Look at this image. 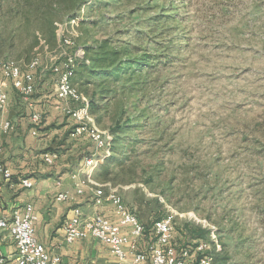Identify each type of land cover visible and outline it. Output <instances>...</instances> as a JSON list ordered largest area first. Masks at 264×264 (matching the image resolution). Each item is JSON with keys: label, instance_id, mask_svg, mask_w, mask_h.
I'll return each mask as SVG.
<instances>
[{"label": "rangeland", "instance_id": "374dc122", "mask_svg": "<svg viewBox=\"0 0 264 264\" xmlns=\"http://www.w3.org/2000/svg\"><path fill=\"white\" fill-rule=\"evenodd\" d=\"M78 3L0 0V61L40 59L35 97L73 58L83 121L105 136L101 148L80 138L79 180L122 195L148 230L171 214L178 249L205 243L212 264H264V0ZM103 44L146 61L100 87L80 62Z\"/></svg>", "mask_w": 264, "mask_h": 264}, {"label": "crops", "instance_id": "0c3cea01", "mask_svg": "<svg viewBox=\"0 0 264 264\" xmlns=\"http://www.w3.org/2000/svg\"><path fill=\"white\" fill-rule=\"evenodd\" d=\"M47 85L46 82L42 83L39 93L35 97H29L27 102L17 95L7 80L0 77V87L9 96L7 108L0 113V161L12 171L11 178H5L0 173V218L9 216L14 208L22 209L26 203H31L37 214L34 222L35 236L50 254L61 255V264H123L107 244L92 236L78 238L73 242L65 240L62 221L73 214L76 206L86 214L101 211L113 221H117V218L111 203L107 202L102 207L94 205L93 194L98 187L94 179L93 183L85 185L84 193L75 194L73 200L55 199L60 191H75L76 181L71 173L78 167L79 160L74 158V153L80 149L82 142L80 138L67 142L66 150L53 165L43 161V152L56 150L60 146L57 143L63 139L70 125L62 103L56 97L55 83L52 90ZM35 110L43 114L41 122L36 126L30 118ZM6 120L11 123L8 130L3 127ZM34 128L37 129L35 134L32 133ZM25 177L34 181L32 187L21 184V178ZM140 219L142 221V216ZM147 233L149 234L146 226V235ZM145 239L143 237L139 241L141 248L154 240L144 241ZM16 249L9 230L0 227V257L4 258L3 261L0 260V264H17L14 259Z\"/></svg>", "mask_w": 264, "mask_h": 264}, {"label": "built area", "instance_id": "2783aa9c", "mask_svg": "<svg viewBox=\"0 0 264 264\" xmlns=\"http://www.w3.org/2000/svg\"><path fill=\"white\" fill-rule=\"evenodd\" d=\"M64 41L69 44L66 39ZM40 64V59H38V65L32 70H24L19 67V64L14 65V68H5V65L0 66V77L5 81L7 80L22 99L28 101L30 95L36 90V70ZM69 67H73V59H70V54L51 66V71L56 80V97L61 101L64 113L72 120L69 136L78 139L85 135L93 142L95 148H99L101 141L105 140V136H95L88 131L86 124L82 123L81 115H75V108L82 105V102H76V94L69 93L66 87L61 86L63 70H69ZM8 104V92L0 87V113L7 108ZM41 120L42 114L39 111L35 110L31 113V121L34 125H38ZM3 127L5 130L10 128V121L6 120ZM36 132V129L32 131L33 134ZM58 158V151H49V155H42L43 161L48 165H53ZM0 173L5 178L12 177L11 169L1 161ZM71 176L76 181L75 191L73 193L69 190L60 191L55 196L56 200L70 201L75 198V194L84 193L86 187L84 181L79 180L77 168L72 171ZM20 182L24 187L34 185V181L29 177L21 178ZM102 194L103 201L94 205L102 207L107 202L111 203L117 221H113L101 211L86 214L79 206H76L73 208V214L66 216L62 221L61 227L67 242L92 236L107 244L110 251L123 264H190L195 254V260L199 264H204L205 255H202V247L205 244H197L193 251L189 247L178 249L173 243L174 219H168L164 215L155 219L148 230L154 240L141 248L139 241L146 235L145 224L124 201L122 195L112 192V189L111 192ZM36 219L37 214L31 203H26L22 209L14 208L9 216L0 218V227L7 228L15 241L17 249L14 259L16 263L61 264V255L50 254L44 244L36 238L34 227ZM0 260L3 261L4 258L0 257Z\"/></svg>", "mask_w": 264, "mask_h": 264}, {"label": "trees", "instance_id": "16d2710c", "mask_svg": "<svg viewBox=\"0 0 264 264\" xmlns=\"http://www.w3.org/2000/svg\"><path fill=\"white\" fill-rule=\"evenodd\" d=\"M88 1L89 0H79L78 3L79 8L82 4ZM73 17L74 18L78 17L77 11H74L69 15V18H73ZM90 49L91 47H88V50ZM128 53L129 51L121 52L120 50L113 48L106 49L105 45L103 44L99 46V50H94V56L92 57V64L90 66H85L87 64L85 62L87 61L85 62L81 61L80 63L87 69L88 74H91L93 78L101 79L99 83L101 87L102 84L106 83L107 78L111 77L113 78L114 81H119L120 75H133L134 73H136V71H138L136 70L137 69L136 67L144 65L146 61L145 60L146 56L143 57L132 56L128 58H122V55L124 54L126 55ZM101 90L104 91L106 90V88L102 86ZM69 123L71 126L70 128H72V120H70ZM47 151L48 150H45V152ZM51 151H57V150H51Z\"/></svg>", "mask_w": 264, "mask_h": 264}, {"label": "bare ground", "instance_id": "6f19581e", "mask_svg": "<svg viewBox=\"0 0 264 264\" xmlns=\"http://www.w3.org/2000/svg\"><path fill=\"white\" fill-rule=\"evenodd\" d=\"M66 41H68L71 44V40L66 39ZM70 59H73V58L70 56ZM4 65H5V68H14V65H18V64L14 60H12L10 58H6V59H3L0 61V66H4ZM37 65H38V59H35L30 63L28 70L35 69V67ZM73 68H74V60H73V67H69V70H63V75L61 76V86L66 87V89L68 90L69 93L76 94V102H81L82 99H81L80 92L78 91V89L76 88L74 83H72V80H71ZM75 115H81V120L83 123H85V121H83V119H85L87 116L85 106L79 105L78 108H75ZM89 131L91 134H93L95 136H99L95 132H93V129H90ZM104 144H105V142H104V140H102L99 148L103 147ZM43 155H49V152H45V153H43ZM107 192H111V191H106V190H101V189L94 191V194H93L94 204H97L99 201H103V194L102 193H107ZM114 193H116V192H114ZM164 217H167L168 219H173V216L171 214H165ZM206 247H207V244H205V246L202 247V255H205L204 256V264H212L211 255L207 254V252L205 253V251H204L206 249Z\"/></svg>", "mask_w": 264, "mask_h": 264}]
</instances>
